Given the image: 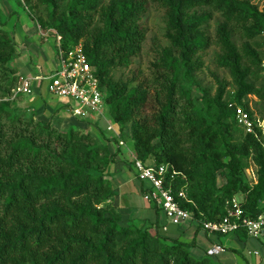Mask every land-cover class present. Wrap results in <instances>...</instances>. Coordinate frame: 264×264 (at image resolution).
I'll return each mask as SVG.
<instances>
[{
	"label": "trees",
	"instance_id": "16d2710c",
	"mask_svg": "<svg viewBox=\"0 0 264 264\" xmlns=\"http://www.w3.org/2000/svg\"><path fill=\"white\" fill-rule=\"evenodd\" d=\"M150 2L164 9L170 44L140 81L116 79L114 70L128 67L141 50V19ZM36 6L47 9L46 17H36L39 25L61 35L64 48L82 43L110 118L120 130L130 125L135 157L178 171L173 189L185 191L183 206L199 222L197 230L202 221L225 216L237 196L245 215L264 214V127L247 132L235 117L237 105L252 114L249 95L264 101V4L37 0L31 9ZM215 14L221 17L216 63L231 75L233 92L219 76L214 93L196 80L204 64L200 52L213 43L207 26ZM4 26L0 18V264H227L207 251L194 254L195 238L184 241L147 219L124 218L112 203L116 191L108 177L115 158L106 143L117 138L93 125L101 145L90 131L61 130L24 104L14 91L21 78L16 45ZM238 33L246 38L241 47ZM250 166L256 169L253 182L246 174ZM212 234L215 244L233 252L237 248L220 237L249 236Z\"/></svg>",
	"mask_w": 264,
	"mask_h": 264
},
{
	"label": "rangeland",
	"instance_id": "374dc122",
	"mask_svg": "<svg viewBox=\"0 0 264 264\" xmlns=\"http://www.w3.org/2000/svg\"><path fill=\"white\" fill-rule=\"evenodd\" d=\"M252 1L258 3L259 5L264 4V0ZM36 4L37 0H31L30 3L25 2V0H0V7L3 9L0 13V18L5 22L4 27L13 36L16 49L19 48L22 51L17 53V57L21 59L23 58V54L26 56V62H28L27 66H20L17 64L16 57L14 63L18 69V72L25 73L27 67L35 68L36 65H41V71L46 75H51L59 67L56 35L55 33H52L48 29L42 28L39 25L36 17L39 15L46 17L47 9L45 6H36L34 9H31L32 5ZM220 20L221 17L219 14H215L208 23L207 32L212 38L213 43L208 48L200 52L204 64L196 73L197 82L201 86L209 88L213 93L217 88V83L215 80L216 76H219L222 80L228 83V91L233 92L234 89L232 77L228 70L216 63V54L220 51L219 45L215 43L216 27L218 21ZM141 24L146 33L141 50L137 56L133 57L132 62L128 67H119L114 70L113 75L116 79L135 78V82L140 81L143 77L149 75L151 70V62L155 60L161 49L170 44L168 38L165 35L166 22L164 17V9L161 6L150 2L146 12L143 14ZM43 32H49V35L44 36L42 35ZM234 39L237 45L240 47L246 41V38L239 33L234 36ZM262 80L264 81V71L261 74L259 83H261ZM189 85L194 88L196 95L200 94L201 91L199 90L198 85H196L194 82L189 83ZM44 95V98H46L47 102L53 107V109L57 110H55L53 113H49L48 111L41 109V111H37L38 115H44L45 117H48V119L54 117L53 124L55 126L59 127L60 125V129L62 127H66L64 125L70 121L59 118L62 117L63 114H68L62 108L63 102H65L66 98L57 96L49 92V90H45ZM19 98L22 102H24L23 96H20ZM248 100L254 118L256 120L263 121L264 101H261L255 95H249ZM106 113L109 114L108 109L106 110ZM94 116V114L90 115V119L92 121H94ZM69 127H66L65 129L69 130ZM120 132L122 137H125L128 143L133 145L130 125L127 124L123 130H120ZM243 132L244 129L239 127L238 135ZM131 163L135 169L133 162ZM255 170L256 169L254 166H250L246 171L247 178L251 182L255 180ZM228 239L229 235L220 237L221 241L230 246ZM225 256L226 260L224 262L227 264H241V262L246 264L244 257H247L250 260L254 258V255L250 253L249 249L246 247H240L238 252L228 250L225 252L224 257ZM232 256L235 257L234 261L232 260ZM239 260L241 262H239Z\"/></svg>",
	"mask_w": 264,
	"mask_h": 264
},
{
	"label": "built area",
	"instance_id": "2783aa9c",
	"mask_svg": "<svg viewBox=\"0 0 264 264\" xmlns=\"http://www.w3.org/2000/svg\"><path fill=\"white\" fill-rule=\"evenodd\" d=\"M53 31L55 32L54 29ZM56 41L59 67L48 77L49 92L68 99L70 102L68 108L74 117L85 119L94 114L96 122L103 118L107 119L105 94L100 88L94 67L84 54L82 43L66 49L62 46V36L59 34H56ZM262 66L264 67V57ZM14 91L15 94L31 93L32 79L21 77ZM235 117L237 123L247 132H253L256 125L264 127V120H256L242 106H236ZM107 129L113 130L112 124H108ZM120 144L122 145L123 141ZM133 164L138 179L144 184V199L161 209L171 224L181 225L195 220L193 213L183 206V201L186 199L185 191L173 189L172 181L178 171L172 169L169 172L166 164H147L136 157ZM231 203L232 207L228 209L225 216L217 221H202L201 228L211 234L245 231L252 238L264 240V214L252 218L244 214L241 200L237 197H234ZM223 251L224 248L216 244L207 250V254L217 255Z\"/></svg>",
	"mask_w": 264,
	"mask_h": 264
},
{
	"label": "crops",
	"instance_id": "0c3cea01",
	"mask_svg": "<svg viewBox=\"0 0 264 264\" xmlns=\"http://www.w3.org/2000/svg\"><path fill=\"white\" fill-rule=\"evenodd\" d=\"M49 31L55 33L52 30ZM42 35H49V32H43ZM56 46L58 47L57 41ZM17 50V53L22 52L19 48H17ZM21 59L17 57L16 63L20 66H27L28 62H26V56L24 54ZM41 69V65H36L35 68L27 67L25 73H20L21 77H29L32 79L31 93H22L24 104L32 106V108L37 111H41L42 109L49 113H53L57 109H53V107L47 102L46 98H44V92L45 90H48V77L50 75L44 74ZM69 103V100L66 99L62 105L63 110L68 114H63L62 117H59L60 119L70 121L64 126H70L69 128L78 127L90 131L96 138L97 142L101 145L105 144V142L93 129V125L100 128L107 137L117 138V141L113 140L106 143L110 153L113 154L115 158V162H113L108 169V177L116 191L112 203L117 206L124 218H137L140 220L147 219L154 224V226L159 224L163 231L168 235L178 237L181 240L190 242L195 238L196 247L193 249V252L199 256L203 255L213 245H216L213 234L207 233L203 229L197 230V221H187L181 225L171 224L161 209L144 199V184L138 179L136 169L133 168L131 163L135 158L133 145H130L125 137H122L118 124L112 121L109 114H106L107 119L103 118L98 122L92 121L90 117L79 119L70 113L68 108ZM107 109L108 108H106V110ZM39 117L43 120H51L52 123L54 122V117L51 119H48V117H45L44 115ZM108 124H112L113 130L107 129ZM66 127H62L61 130L66 131ZM121 141H123L122 145L120 144ZM237 197L238 199L240 197L239 200H242L241 196ZM228 242L230 245L237 248V250H239L240 247H246L249 249V252L254 255V258L251 260L244 257L247 262L246 264H264V246L260 243L259 239L247 236L245 239L241 240L237 235H229ZM226 251L228 250L224 248L223 252L215 256L224 262L226 260V256L224 257ZM232 260H235L234 256H232ZM239 262L241 261L239 260ZM241 264L243 263L241 262Z\"/></svg>",
	"mask_w": 264,
	"mask_h": 264
}]
</instances>
